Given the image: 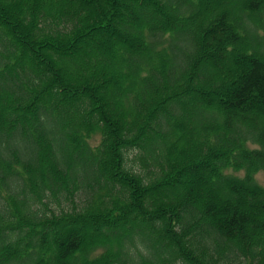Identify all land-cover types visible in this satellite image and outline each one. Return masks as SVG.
Wrapping results in <instances>:
<instances>
[{
    "label": "trees",
    "instance_id": "1",
    "mask_svg": "<svg viewBox=\"0 0 264 264\" xmlns=\"http://www.w3.org/2000/svg\"><path fill=\"white\" fill-rule=\"evenodd\" d=\"M261 171L264 0H0V264H264Z\"/></svg>",
    "mask_w": 264,
    "mask_h": 264
},
{
    "label": "rangeland",
    "instance_id": "2",
    "mask_svg": "<svg viewBox=\"0 0 264 264\" xmlns=\"http://www.w3.org/2000/svg\"><path fill=\"white\" fill-rule=\"evenodd\" d=\"M140 7H141V5H139ZM112 37V35H111V33H110V31H101V33H98V34H96V35H93V36H90V37H88L87 39H86V43L87 44H90V45H92L93 44V41H100L101 40V38H111ZM225 58L227 59V60H229L230 58H231V55H228V54H226L225 55ZM198 98H199V96L197 95V94H194V95H192V96H190V97H188V100L190 101V102H196L197 100H198ZM221 99H223V97L221 98ZM205 172L206 171V169H201L200 170V172ZM232 170H228V172H231ZM190 178V176L188 175V173H186V175H185V179H189ZM256 179H257V181L260 183V184H262L263 186H264V172H258L257 174H256ZM211 183L212 184H215V182L212 180L211 181ZM222 197V196H221ZM93 230V228L92 227H89V228H86L85 229V231H88V232H91Z\"/></svg>",
    "mask_w": 264,
    "mask_h": 264
}]
</instances>
